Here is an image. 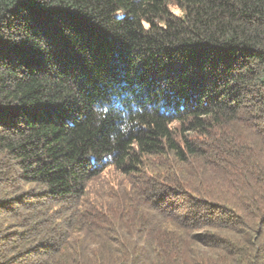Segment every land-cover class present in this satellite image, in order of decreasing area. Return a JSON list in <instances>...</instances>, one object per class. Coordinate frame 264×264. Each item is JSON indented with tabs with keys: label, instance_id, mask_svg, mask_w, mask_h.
Returning a JSON list of instances; mask_svg holds the SVG:
<instances>
[{
	"label": "trees",
	"instance_id": "1",
	"mask_svg": "<svg viewBox=\"0 0 264 264\" xmlns=\"http://www.w3.org/2000/svg\"><path fill=\"white\" fill-rule=\"evenodd\" d=\"M0 264H264V0H0Z\"/></svg>",
	"mask_w": 264,
	"mask_h": 264
},
{
	"label": "rangeland",
	"instance_id": "2",
	"mask_svg": "<svg viewBox=\"0 0 264 264\" xmlns=\"http://www.w3.org/2000/svg\"><path fill=\"white\" fill-rule=\"evenodd\" d=\"M172 11L178 16L182 15V11L180 9H178V8H173Z\"/></svg>",
	"mask_w": 264,
	"mask_h": 264
}]
</instances>
